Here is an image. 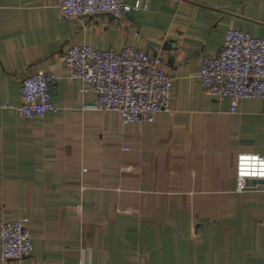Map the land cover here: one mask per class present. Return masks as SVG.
I'll list each match as a JSON object with an SVG mask.
<instances>
[{
  "label": "crops",
  "instance_id": "0c3cea01",
  "mask_svg": "<svg viewBox=\"0 0 264 264\" xmlns=\"http://www.w3.org/2000/svg\"><path fill=\"white\" fill-rule=\"evenodd\" d=\"M125 2L147 8L65 19L61 0H0V105L44 71L60 109L0 108V227L26 219L34 242L0 264H264V181L237 191L238 155H264V99L234 113L200 77L229 29L264 38V0ZM72 45L161 58L172 114L140 126L87 110L96 94L64 63Z\"/></svg>",
  "mask_w": 264,
  "mask_h": 264
},
{
  "label": "built area",
  "instance_id": "2783aa9c",
  "mask_svg": "<svg viewBox=\"0 0 264 264\" xmlns=\"http://www.w3.org/2000/svg\"><path fill=\"white\" fill-rule=\"evenodd\" d=\"M65 19L111 14L117 19L126 13L147 8L141 2L129 5L125 0H61ZM65 65L72 76L80 78L93 91L96 100L87 110L117 111L125 124L140 126L155 120L158 113L172 114V79L163 60L151 57L144 49L129 46L121 50H98L90 45H72L65 52ZM201 82L205 92L218 99L232 98L231 111H238L242 99H264V38L253 37L238 29H229L219 53L203 58ZM57 83L53 72L27 75L22 82L21 101L5 103L18 115L33 119L48 112L58 113L52 89ZM264 181V155L241 153L237 158V191L252 188L251 181ZM0 251L3 261L23 259L33 250V236L27 220H5L0 227ZM40 264V263H36Z\"/></svg>",
  "mask_w": 264,
  "mask_h": 264
},
{
  "label": "water",
  "instance_id": "95a60500",
  "mask_svg": "<svg viewBox=\"0 0 264 264\" xmlns=\"http://www.w3.org/2000/svg\"><path fill=\"white\" fill-rule=\"evenodd\" d=\"M109 15H111V14H109ZM112 16H113V15H112ZM251 183H255V182H254V181H253V182L251 181Z\"/></svg>",
  "mask_w": 264,
  "mask_h": 264
}]
</instances>
